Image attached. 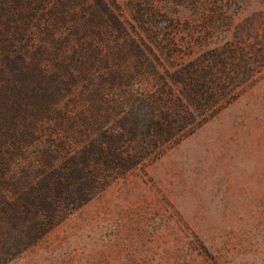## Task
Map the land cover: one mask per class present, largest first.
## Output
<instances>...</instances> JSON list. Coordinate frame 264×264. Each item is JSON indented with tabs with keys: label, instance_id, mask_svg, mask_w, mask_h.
<instances>
[{
	"label": "trees",
	"instance_id": "obj_1",
	"mask_svg": "<svg viewBox=\"0 0 264 264\" xmlns=\"http://www.w3.org/2000/svg\"><path fill=\"white\" fill-rule=\"evenodd\" d=\"M123 4L0 0V264L264 69V24L197 51L215 22L202 31L158 0Z\"/></svg>",
	"mask_w": 264,
	"mask_h": 264
},
{
	"label": "rangeland",
	"instance_id": "obj_2",
	"mask_svg": "<svg viewBox=\"0 0 264 264\" xmlns=\"http://www.w3.org/2000/svg\"><path fill=\"white\" fill-rule=\"evenodd\" d=\"M193 1L158 0L199 30L215 22L197 51L264 24V0ZM6 264H264V69Z\"/></svg>",
	"mask_w": 264,
	"mask_h": 264
}]
</instances>
